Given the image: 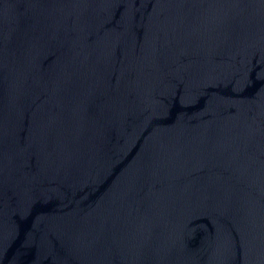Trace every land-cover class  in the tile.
<instances>
[{"label": "water", "instance_id": "95a60500", "mask_svg": "<svg viewBox=\"0 0 264 264\" xmlns=\"http://www.w3.org/2000/svg\"><path fill=\"white\" fill-rule=\"evenodd\" d=\"M0 264H264V0H0Z\"/></svg>", "mask_w": 264, "mask_h": 264}]
</instances>
